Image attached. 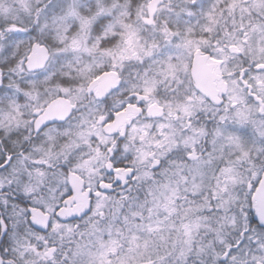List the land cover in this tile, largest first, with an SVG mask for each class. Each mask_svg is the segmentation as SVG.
<instances>
[{
	"label": "snow or ice",
	"instance_id": "1",
	"mask_svg": "<svg viewBox=\"0 0 264 264\" xmlns=\"http://www.w3.org/2000/svg\"><path fill=\"white\" fill-rule=\"evenodd\" d=\"M0 264H264V0H0Z\"/></svg>",
	"mask_w": 264,
	"mask_h": 264
}]
</instances>
